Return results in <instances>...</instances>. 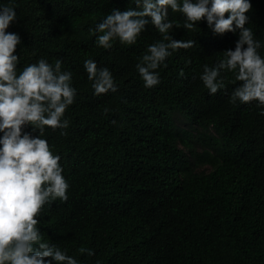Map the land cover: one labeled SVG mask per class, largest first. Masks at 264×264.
<instances>
[{"label": "trees", "instance_id": "obj_1", "mask_svg": "<svg viewBox=\"0 0 264 264\" xmlns=\"http://www.w3.org/2000/svg\"><path fill=\"white\" fill-rule=\"evenodd\" d=\"M250 3L246 27L264 45V0ZM0 6L16 11L6 32L21 37L17 74L41 58L60 60L76 89L63 117L69 127L43 133L69 185L67 201L50 202L39 217L45 242L78 264H264V106L230 103L239 84L231 72L214 95L200 79L205 64L235 49L239 30L215 34L206 19L191 31L174 25L169 35L194 47L174 51L157 69L160 83L147 88L136 64L162 40L151 23L135 44L117 40L107 50L89 32L113 9H135L134 0ZM168 19L183 25L185 17L169 9ZM87 59L111 71L117 92L93 94ZM23 132L39 135L31 125Z\"/></svg>", "mask_w": 264, "mask_h": 264}, {"label": "clouds", "instance_id": "obj_2", "mask_svg": "<svg viewBox=\"0 0 264 264\" xmlns=\"http://www.w3.org/2000/svg\"><path fill=\"white\" fill-rule=\"evenodd\" d=\"M135 9H113L90 34L96 35L98 47L110 49L114 41L133 45L151 23L162 35V40L147 46L138 58L136 69L144 86L152 88L160 83L157 69L172 53L194 47L193 40H175L170 31L184 27L191 31L201 20L215 34L237 32L235 49L223 51V58L210 67L205 64L200 76L204 86L214 95L224 87L222 72L234 74L239 84L230 96V103L258 102L264 106V47L246 27L252 8L250 0H134ZM169 9L184 17L183 25L169 20ZM227 14V15H226ZM17 18L15 8L0 6V264H78L57 245L43 240L37 225L45 205L60 199L67 201L69 185L63 176L61 157L51 150L43 138L45 128L67 129L66 109L74 103L76 89L72 73L62 71V61L54 65L46 59L29 64L17 74L20 57L16 54L21 37L6 32ZM246 45V47H245ZM94 95L117 92L118 87L107 67H98L92 59L84 61ZM183 70L179 75L183 76ZM111 110L104 108L105 114ZM264 114V111L261 112ZM115 123V121H113ZM31 125L38 136L23 132ZM61 135H67L61 131ZM80 253L94 255L81 247ZM51 258V259H47Z\"/></svg>", "mask_w": 264, "mask_h": 264}]
</instances>
